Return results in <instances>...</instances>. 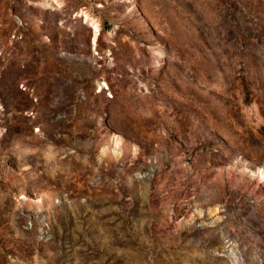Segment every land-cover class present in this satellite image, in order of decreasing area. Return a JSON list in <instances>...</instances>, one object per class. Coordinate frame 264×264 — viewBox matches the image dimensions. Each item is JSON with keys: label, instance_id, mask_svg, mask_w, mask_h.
<instances>
[{"label": "rangeland", "instance_id": "374dc122", "mask_svg": "<svg viewBox=\"0 0 264 264\" xmlns=\"http://www.w3.org/2000/svg\"><path fill=\"white\" fill-rule=\"evenodd\" d=\"M0 264H264V0H0Z\"/></svg>", "mask_w": 264, "mask_h": 264}]
</instances>
